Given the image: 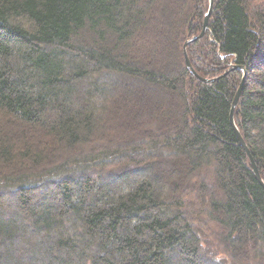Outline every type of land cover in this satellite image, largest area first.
I'll return each mask as SVG.
<instances>
[{
    "label": "trees",
    "instance_id": "16d2710c",
    "mask_svg": "<svg viewBox=\"0 0 264 264\" xmlns=\"http://www.w3.org/2000/svg\"><path fill=\"white\" fill-rule=\"evenodd\" d=\"M209 8L0 0V264H264V0L191 70Z\"/></svg>",
    "mask_w": 264,
    "mask_h": 264
},
{
    "label": "water",
    "instance_id": "95a60500",
    "mask_svg": "<svg viewBox=\"0 0 264 264\" xmlns=\"http://www.w3.org/2000/svg\"><path fill=\"white\" fill-rule=\"evenodd\" d=\"M213 6H214V0H210V8H209V11H208V13L206 15V18H205V24H204L203 33L199 37L193 38V39L189 40L185 44L186 62H187L188 68L191 69V70H192V65H191V63H190V61L188 59V56H187V47L192 42H195V41H197V40H199V39L204 37V35H205V33H206V31L208 30V27H209V21H210V18L212 16V13H213ZM246 76H247V72H246V70H244V78H243V81H242L241 86L239 88V91H238V93H237V95L235 97V100L233 102L230 118H231V124H232V126H233V128H234V130H235V132L237 134V137H238L239 141L241 142V145L245 148L247 154L249 155V158H250V161H251V164H252V167H253L254 174H255L257 180L260 182V184L264 187V182H263V180H262V178H261V176L259 174V170H258V167H257V165L255 163V160H254L253 156L251 155V152H250L248 146L246 145L243 137L241 136V134L239 132V129L237 128L236 123H235V110H236V107H237L241 97H242ZM213 81L214 80H203L204 83H212Z\"/></svg>",
    "mask_w": 264,
    "mask_h": 264
}]
</instances>
